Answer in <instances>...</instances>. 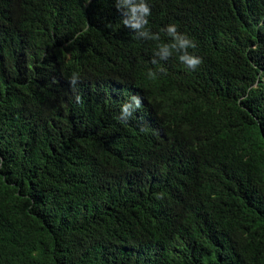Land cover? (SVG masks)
<instances>
[{
  "label": "trees",
  "instance_id": "obj_1",
  "mask_svg": "<svg viewBox=\"0 0 264 264\" xmlns=\"http://www.w3.org/2000/svg\"><path fill=\"white\" fill-rule=\"evenodd\" d=\"M116 3L0 0V264H264V0Z\"/></svg>",
  "mask_w": 264,
  "mask_h": 264
},
{
  "label": "clouds",
  "instance_id": "obj_2",
  "mask_svg": "<svg viewBox=\"0 0 264 264\" xmlns=\"http://www.w3.org/2000/svg\"><path fill=\"white\" fill-rule=\"evenodd\" d=\"M88 2V0H86ZM116 8L118 11H122V15L126 18L121 20L124 26L130 27L136 31V38L143 40L156 41V50L154 56L159 60H168L173 54H176L179 62L185 65L189 70H195L202 60L199 56H196L189 52V49H195L197 47L196 42L190 38L187 34L181 33L177 30L176 24H169L165 26L162 31L170 38L169 42H161V36L159 33H153L146 26L148 24L147 17L151 15V9L146 3V0H117ZM157 61L154 59L153 63ZM148 76L155 78L156 73L149 70ZM77 76L74 74L70 79L72 84H75ZM129 99L131 104L123 103L121 105V116L118 119L121 122H127V117L131 116L133 107L140 108L141 99L138 95H131ZM76 102L80 103L81 98L76 97Z\"/></svg>",
  "mask_w": 264,
  "mask_h": 264
}]
</instances>
